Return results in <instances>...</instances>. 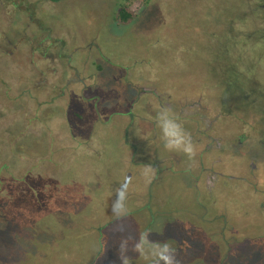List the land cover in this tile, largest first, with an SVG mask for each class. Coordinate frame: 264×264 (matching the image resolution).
Returning a JSON list of instances; mask_svg holds the SVG:
<instances>
[{
    "label": "rangeland",
    "instance_id": "obj_1",
    "mask_svg": "<svg viewBox=\"0 0 264 264\" xmlns=\"http://www.w3.org/2000/svg\"><path fill=\"white\" fill-rule=\"evenodd\" d=\"M6 1L0 0V71L5 76L9 68L3 69L6 35L17 30L24 45L20 47L18 41L17 47H11L15 51L8 52L15 67L9 76L10 86L18 83L23 98L12 102L8 115H0V165L12 164L5 176L11 179L4 185L12 187L9 197L3 200L6 194L0 190V264H123L122 258L129 264H154L151 257L158 253L154 242L169 236L166 229L175 236L170 247L180 264H264V213L242 210L247 200L243 194L248 193L237 192V187L246 184L232 180L220 193L223 200H218V206H208L202 185L195 181L199 170L190 174L179 149L172 150L176 162L165 163L170 173L158 176L150 168L156 166L153 153L158 142V157L171 155L168 148L163 149L165 137L154 138L164 135L161 123L172 118L153 106L150 111L146 106L144 112L134 111V119L120 114L128 110L131 97L123 84L128 73L146 77L157 92L171 93L178 104L222 83L223 65L218 69L209 62L210 51L224 48L232 26L241 28L244 13L250 12L245 0H130L125 4L134 17L126 24L116 20L122 0H63L52 7L40 6L39 0H21L39 5L40 28L29 20L32 13ZM8 18L20 23L12 24ZM31 30L40 32L38 40L48 41L53 49L56 38L57 49L63 44L74 51L72 65L87 67L83 83L89 100L82 108L88 115L84 131L89 146L76 142L72 127L79 122L62 110L33 101L25 104L26 90L41 95L27 75L35 72L26 53L37 46L29 44L37 38ZM21 58L22 73L18 71ZM99 65L104 67L102 73L95 70ZM1 87L7 86L0 82V104L7 106ZM216 89L217 93L228 91ZM229 92L237 96L235 90ZM48 110L57 117L58 132L33 122L28 128L21 126L27 112L43 118ZM176 122L182 124V120ZM226 166L232 167L231 162ZM24 170L40 178L35 182L22 175ZM17 174L24 176L22 185L27 190L37 184L32 197L18 196L20 202L15 199L18 180L12 178ZM126 181V199L113 208L116 190ZM202 205L209 208L208 214ZM144 207L147 212L140 211ZM131 208L138 211L129 213ZM223 208L226 218H215ZM148 226L155 233L148 234ZM143 233L148 234V243L141 255L135 248Z\"/></svg>",
    "mask_w": 264,
    "mask_h": 264
},
{
    "label": "flooded vegetation",
    "instance_id": "obj_2",
    "mask_svg": "<svg viewBox=\"0 0 264 264\" xmlns=\"http://www.w3.org/2000/svg\"><path fill=\"white\" fill-rule=\"evenodd\" d=\"M20 1L7 0L6 3L14 4L19 11L25 9L30 14L32 13L33 15L29 16V20L37 23V28L42 26L36 17L38 6L47 5L52 7L55 6L52 4H56L48 0H39L37 6L34 3H22ZM245 2L248 11L254 9L256 13H244L245 18L242 20L241 28H238L239 31L232 26V30L224 38L227 41L223 45L224 48H220L218 51H210L209 62L218 69H220V64L223 65L220 69L222 83L209 86L206 94L202 92L203 96H197L199 97H196L197 99H190L186 103L178 104L171 93L157 92L152 82L146 77L141 74L128 73L123 84L126 87L124 89L130 92L131 97L127 99L130 110L128 106V110L124 113L120 112V114L127 116L128 119H134L133 112L136 110L144 112L145 106L149 111L151 106L162 109V111L170 109L171 112L167 113L170 118H175L176 121L182 120L181 131L186 140L188 138L187 133L191 135L196 155L189 159L187 154L179 150L185 158L182 165L188 171L190 167L189 172L192 175L196 174V170H199L200 174L196 175L197 180L195 179V181L202 185L201 191L205 192L203 196L208 206L217 207L218 200H223L220 193L230 185L232 180L239 179L240 183L246 185L237 187V192L243 190V192L247 191L246 193H248V195L243 194L247 200L242 210L259 209V213L261 211L264 213V0H245ZM248 15L249 17L258 15L259 18L252 17L253 19H248ZM18 23L20 22L18 21ZM32 30L30 33L37 37L32 42L37 43V46L34 50L26 53L29 55V62L35 72L28 68L27 71L31 72L27 75L29 74L33 81V89H36L37 93L41 95L36 96L30 92L31 90H26L25 104L28 105L33 101L37 103V106H48L54 111L55 109L62 110L64 115L71 116L73 122H79L78 127H72L76 130L74 131L76 142L89 146L84 131V120L88 115H86V110L82 108L89 100L87 95L89 90L83 83L86 77L84 70L87 71V67L72 65L74 51L63 44L57 49L54 44L56 38L53 39V49L52 46L48 45V41L42 43L41 40H38L40 32H32ZM235 31H238V33ZM22 39L18 40V45L23 43ZM25 42L28 43L29 41L25 40ZM23 45H20V47ZM22 64L23 60L21 58L20 62L18 61V71L21 73L23 70ZM95 70L102 73L104 67L99 65ZM215 87L220 88V91L226 87L228 91L225 92L224 90L223 93H217L219 91ZM230 89L236 91V97L230 96ZM18 97V101H21L23 98L22 90L18 89ZM71 100H74L73 103H75L72 104ZM91 101L93 100L90 99L89 102ZM48 112L43 115V118L39 113L32 114L36 116L33 124L38 123L39 126H43L44 130L47 128L56 133L58 132L56 123L59 122L55 121L57 117L54 114L49 110ZM141 119V122L145 120L144 117H141ZM53 121H55L54 124H52ZM161 136L164 137L159 133L154 140L158 141ZM157 145L158 148L153 153L156 166L150 168L160 176L163 173H170L169 167L165 168V163L173 164L172 162H176V158L173 157V149L166 150V147H163V149L171 155H166L165 158L158 157L161 154L159 152L160 142ZM175 153L177 154L178 151ZM230 162L232 167H227V163ZM254 174L258 175L255 176ZM194 193L197 196L199 195L196 192ZM202 206L207 207L206 205ZM130 210L129 213L138 211L137 208L133 211L132 208ZM208 210L207 207V210L203 213L208 214ZM140 211L147 212L145 207ZM215 215V218L224 220L227 216L226 208L217 211ZM163 223H161V226L164 228ZM155 231V228L151 229L148 226V234L155 233ZM165 232L169 236L163 242H154V244L167 243L170 246L175 240V236L167 229ZM151 262H154V264L159 262L157 254L153 255V258L151 257Z\"/></svg>",
    "mask_w": 264,
    "mask_h": 264
},
{
    "label": "trees",
    "instance_id": "obj_3",
    "mask_svg": "<svg viewBox=\"0 0 264 264\" xmlns=\"http://www.w3.org/2000/svg\"><path fill=\"white\" fill-rule=\"evenodd\" d=\"M48 1H50V2H53V3H59V2H61V1H63V0H48ZM122 1H124V3H121L120 4V10H119V14H118V17H117V22H119V23H122V24H126V23H128L130 20H132L133 19V17H134V15H133V13H131L130 12V10H129V7L125 4V3H127L128 1H130V0H122ZM144 2H145V0H143ZM250 13L251 14H253V13H256V11H254V9H252L251 11H250ZM17 15L16 14H14L13 15V17H16ZM250 17H253V16H250ZM253 18H259V16L257 15V16H254ZM8 20H10V22L12 23V24H15V23H17L18 24V21L16 20V19H9L8 18ZM16 25V24H15ZM15 30V29H14ZM3 40V39H2ZM9 40V42L6 44V46L3 48V51H4V53H5V57L4 56H2V58H4L5 59V61L7 62V63H5L4 64V67L5 68H3V69H6V68H8V69H6V71H8V72H4V75L5 76H3V73H1V71H0V82H1V85H6L7 86V88L6 89H4V87H1L3 90L2 91H4V96H5V99L7 100V102H9L8 104H7V106L4 104V105H2V104H0V107H2V108H0V115H1V113L2 112H4V113H8V108L10 107V105H12L13 106V103L12 102H15V101H17L18 100V83H16L17 85H14V86H10V82L12 81V79H11V77L9 76V74H11V73H13L12 71H14V68H13V62H9V60H8V58L9 57H12L13 56V54H9L8 55V52L10 51V49L12 50H14L15 51V48H11L12 46H15V47H17L16 45H17V43H18V32H17V30H15V31H11V32H9L7 35H6V41L5 42H7ZM29 44H32L33 46L35 45V43L34 42H31V43H29ZM33 46H31V47H33ZM0 51H1V53H2V47H1V45H0ZM11 59V58H10ZM12 60V59H11ZM13 61V60H12ZM8 63H9V65H8ZM28 63H30V62H28ZM15 64V66H16V63H14ZM31 65V64H30ZM29 68H30V66H29ZM17 69V68H16ZM10 71V72H9ZM17 74V73H16ZM4 77V78H3ZM8 78V79H5V78ZM17 81H18V79H17ZM15 89L17 90V93H14L15 92ZM1 90V89H0ZM11 93H13V95L12 96H10L11 95ZM15 95H17V96H15ZM5 106V107H4ZM8 115V114H7ZM26 115L27 116H25L24 117V123L22 122V124H21V126L22 127H26V128H28V127H30L31 126V124H32V122H33V120H31L30 118H32V113H30V111L29 112H27L26 113ZM20 122H21V120H20ZM18 125H20V123H18ZM22 130V129H21ZM27 131H25V130H23V134L24 133H26ZM12 141V139L10 140V142ZM14 141V140H13ZM2 165V166H1ZM0 166H1V171H0V180H1V182H0V190H2L3 191V194H6L5 196H3L2 195V199L4 198V199H6L7 197H9V195L7 194V192H9V190H11V188L12 187H10L9 185H6V186H4L6 183H7V180L8 179H11V178H6L5 176H8L7 175V172H9V170H10V167H11V169H12V164H9V163H4V164H1ZM25 171V170H24ZM24 174V176H31V177H33V180L35 181V182H37V180L40 178L38 175H37V173H34V172H32L31 174H30V172H29V170H28V172L27 171H25V172H23L22 173V175ZM20 176V174H17L16 175V177H12L13 179L15 178L16 180H18V188H16V190H17V192H16V196L17 197H15V199L16 200H18L19 202H20V200L18 199V196H21V197H23V196H26V197H32V193H33V190L36 188V186H37V184L34 182L33 183V188L32 189H28L27 190V188L24 186V185H22V178H24V176ZM9 187H10V189H9ZM14 190H15V188H14ZM27 191V193H25ZM28 191L30 192V193H28ZM1 195V194H0ZM3 199V200H4ZM14 202H12V204H13Z\"/></svg>",
    "mask_w": 264,
    "mask_h": 264
},
{
    "label": "clouds",
    "instance_id": "obj_4",
    "mask_svg": "<svg viewBox=\"0 0 264 264\" xmlns=\"http://www.w3.org/2000/svg\"><path fill=\"white\" fill-rule=\"evenodd\" d=\"M163 112L170 113V109H164ZM161 121V114L159 116ZM161 128L165 137V147L168 149H179L185 154L188 155L189 159H192L196 155V150L191 140L190 133H187L188 138L186 140L185 135L182 133L181 128L182 125L176 122V119H165L161 123ZM128 190V182L126 181L121 185L117 192V204L113 206L115 208L120 204L121 201L126 199V194ZM147 233H143L140 237V242L136 245L135 250L139 252L141 255H144V247L143 245L148 243L147 241ZM155 248H158L159 251L157 253L158 260L162 262V264H180V260L178 259V254L175 250H173L167 243H155L153 245ZM123 264H129L127 258H122Z\"/></svg>",
    "mask_w": 264,
    "mask_h": 264
}]
</instances>
